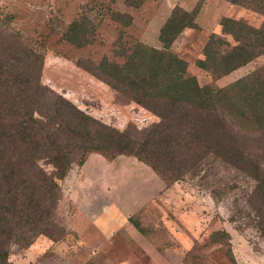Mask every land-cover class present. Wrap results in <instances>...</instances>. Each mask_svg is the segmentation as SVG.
<instances>
[{"label":"rangeland","instance_id":"374dc122","mask_svg":"<svg viewBox=\"0 0 264 264\" xmlns=\"http://www.w3.org/2000/svg\"><path fill=\"white\" fill-rule=\"evenodd\" d=\"M197 1L0 0V58L31 48L42 56L41 84L84 113L135 134L157 117L76 62L89 66L104 57L121 63L123 50L135 42L161 48L159 29L173 7L189 13ZM221 17L256 29L264 22V0H199L194 26L168 46L185 61L184 75L199 85L225 86L264 64L261 53L218 78L196 66L210 34L234 44L221 32ZM73 23L80 46L65 39ZM244 135L246 150L264 163L262 136ZM206 159L170 184L132 156L108 161L90 153L82 164L72 162L57 181L53 240L38 235L25 248L10 245L7 264H264V239L248 206L254 182ZM132 215L140 231L127 220Z\"/></svg>","mask_w":264,"mask_h":264},{"label":"trees","instance_id":"16d2710c","mask_svg":"<svg viewBox=\"0 0 264 264\" xmlns=\"http://www.w3.org/2000/svg\"><path fill=\"white\" fill-rule=\"evenodd\" d=\"M198 8L199 0L189 13L173 7L159 29L161 48L135 42L123 50L121 63L104 57L89 66L76 62L157 117L135 134L84 113L41 84L42 56L31 48L23 45L20 55L0 58V264L8 263L12 244L25 248L38 235L53 240L57 181L72 162L80 165L90 153L108 161L132 156L168 184L200 163L206 165L211 156L254 182L248 206L264 239V163L246 150L242 139L257 133L264 141V64L221 87L199 85L184 75L185 61L168 46L184 27L194 26ZM174 9L182 15L175 18ZM219 25L234 44L212 33L204 57L195 61L217 78L264 53V22L255 29L221 17ZM71 26L65 39L80 46L79 30L75 23ZM127 220L141 230L134 215Z\"/></svg>","mask_w":264,"mask_h":264}]
</instances>
